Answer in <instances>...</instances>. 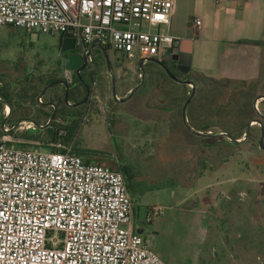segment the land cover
<instances>
[{
  "label": "rangeland",
  "instance_id": "374dc122",
  "mask_svg": "<svg viewBox=\"0 0 264 264\" xmlns=\"http://www.w3.org/2000/svg\"><path fill=\"white\" fill-rule=\"evenodd\" d=\"M182 8L171 26L162 27L161 32L178 37V31L186 30ZM226 49L207 47L204 56L201 52L202 61L188 74H178L186 82L193 79L200 84L192 101L202 113L199 121L184 123L182 115L171 120L165 112L155 111L152 105L160 102L147 96L159 66L148 63L141 68L139 59L129 60L112 50L107 51L108 60L102 50H94L95 63L86 68L85 77L80 80L76 75L83 87L91 89L90 98L82 95L80 102L67 103L85 109L75 132L79 147L109 160L106 166L111 169L117 162L133 168L136 225L166 264H193L196 230H213L212 235L219 236L216 244L225 245L220 250L215 246L217 252L213 249L212 258L204 264H264V150L259 146L261 128L255 120L264 116V98L255 102V97L264 96V60L257 80L248 83L251 74H243L242 62L232 55L238 47L232 53ZM74 52L81 51L62 52L60 35L0 27V92L8 93V98L0 95V132L8 131L10 145L17 144L16 138L28 131L29 122L35 123L37 110L48 111L49 121L56 117L55 109L37 99L44 87L48 88L42 102L64 92L65 86L59 82L72 85L74 74L65 71V57ZM139 73L145 75L144 80ZM240 76L242 81H238ZM49 79L58 83L49 87ZM129 87L136 90L132 99L124 103L116 100L115 96H122ZM174 89L180 93V87ZM7 106L13 111L8 117L4 114ZM121 119L139 133L120 139L113 125ZM250 120L253 123L245 141ZM23 122L27 123L21 125ZM47 123L42 119L44 128L35 132L41 139L48 137ZM186 124L204 136L191 132ZM46 147L47 141L42 140L33 149L46 151ZM152 208L163 209V214L147 223ZM190 237L192 243L187 241Z\"/></svg>",
  "mask_w": 264,
  "mask_h": 264
},
{
  "label": "built area",
  "instance_id": "2783aa9c",
  "mask_svg": "<svg viewBox=\"0 0 264 264\" xmlns=\"http://www.w3.org/2000/svg\"><path fill=\"white\" fill-rule=\"evenodd\" d=\"M176 3L0 0V27L71 38L88 64L93 51L103 49L145 65L178 39L160 31L170 26ZM189 24L197 32L202 22L194 18ZM29 123L26 129H35ZM5 133L0 136V264H166L138 232L121 172L87 165L69 149L12 147ZM161 214L163 209L152 208L146 222Z\"/></svg>",
  "mask_w": 264,
  "mask_h": 264
},
{
  "label": "crops",
  "instance_id": "0c3cea01",
  "mask_svg": "<svg viewBox=\"0 0 264 264\" xmlns=\"http://www.w3.org/2000/svg\"><path fill=\"white\" fill-rule=\"evenodd\" d=\"M179 8H182L186 12V30L178 31L179 34H181L178 37L170 35L178 39L190 38L193 40L190 71L199 61H202L205 54L204 50L207 47L213 46L217 48L225 46L227 47L226 50L228 53H232L231 50H237L236 47H238V50L232 55L236 62H242V68L245 70V72L242 73L249 74V76L251 74V77H249L247 82L252 83L257 80L256 76L258 75L264 60V0H228L221 5H218L216 0H177L172 19ZM194 18H199L202 22L201 28L197 32H194L189 24ZM60 39L62 46L64 37L60 36ZM168 51L169 50H166L165 52ZM201 52L203 56H201ZM94 63L95 61L93 59V62L90 64ZM90 64L87 65L89 66ZM65 71L67 70L65 69ZM154 72V78L151 79L150 95L148 94L147 97L151 101L156 100L160 103L156 102L155 105H152V108L155 111L158 110L160 114H164L163 112H165L164 115H169L171 120H173L172 118H180V115H182L181 117L183 119L187 116L186 119H184V123H189L191 120L199 121V117L202 113L197 109L199 105L192 104V101L196 96L200 84L193 79L187 81L190 82L187 83L186 78L179 76L175 77L173 75L174 78L167 77L161 70L155 69ZM104 74L105 72L101 73V76L103 77ZM138 77L143 78V80L145 79V75L142 76L140 73L138 74ZM238 81H242L241 76L238 77ZM177 86L180 87V93L175 92L174 88H178ZM190 86L192 87L190 88ZM80 89L82 90V88ZM193 90L195 91L193 98L187 105L184 115V101L192 94ZM91 93L90 90L89 94L91 95ZM135 93L136 90H133V87H129L122 96H117L116 98L120 101L130 98L128 100L130 101ZM49 106L50 108H53L52 105ZM172 113H176V117H173ZM9 114H11V110ZM124 123L125 121L121 119L113 125V129L118 133L120 139H130L134 133H139V131H136L133 126L124 125ZM138 231L144 236V230ZM196 231L198 233V238L196 241V256L192 259L193 264H204L207 262L206 259L212 258L211 254L217 245H219V250L221 247L225 249L224 243L216 244L219 236H216L217 234L212 235L213 230ZM209 234L211 235L209 236ZM187 241L188 243H192V237ZM226 242H228V240ZM226 242L225 244H228ZM197 254L199 255L197 256ZM213 257L214 259L216 258V261L219 259V257H216V253Z\"/></svg>",
  "mask_w": 264,
  "mask_h": 264
},
{
  "label": "trees",
  "instance_id": "16d2710c",
  "mask_svg": "<svg viewBox=\"0 0 264 264\" xmlns=\"http://www.w3.org/2000/svg\"><path fill=\"white\" fill-rule=\"evenodd\" d=\"M73 79L74 81L71 82L72 85L70 86L72 89L71 90L69 89L68 100L69 102L78 103L81 101L80 96L82 95H84V97L86 96V88L82 86V84L79 82V80L76 79L75 76L73 77ZM55 81L56 79H49L47 85H50ZM45 88L46 87H44L42 91ZM80 88H82V90ZM51 89L52 88H50L49 91H51ZM63 91H64L63 93L56 92L55 95H53L52 97L50 96V99L47 97L45 102L41 103V105H45V103L47 102L48 105H52L53 106L52 109H55L57 113L54 120L49 124L48 137L41 139V137L35 133L36 131L28 130L26 133L20 134L16 138V140H19L17 144H11V146L19 149H33L34 147H38L40 141L45 140L47 141V147L45 148L46 151L66 152L67 149H69L74 155L81 157L84 163L87 165L95 164V165L108 167L106 166V164L109 162V160H107L106 158H99L97 154H95L94 152L90 150L82 149L77 145L75 132L78 129V123L80 122V118L83 117L85 113V109L72 108L73 106L68 105L67 102H65L64 100V96H65L64 94L66 92L65 87ZM7 94L8 93L0 92V95H2L4 98H8ZM33 97H34L33 99L35 100V98L38 97V94L34 95ZM41 98L43 99V96ZM86 109L88 108L86 107ZM37 111H38V117L34 118L35 123L37 125L40 126L42 119L49 122L50 113L48 111H43V110H37ZM253 111L255 112V114H257V111L255 110L254 107H253ZM12 113L13 111L11 110L10 115H12ZM57 119L61 120V122L56 121ZM63 123H65L66 125ZM243 133L244 132H241L240 134L243 135ZM1 134L3 133L0 132V135ZM240 138L241 137H237V139ZM246 140L247 139H245V141ZM117 163H118L117 166L112 169L121 172L125 176L124 179L127 183L129 193L134 201L135 195L131 184V180L134 177L133 168L127 163H119V162ZM134 212H135V207H134ZM135 220H136V213H135ZM138 230H142V229L138 228Z\"/></svg>",
  "mask_w": 264,
  "mask_h": 264
},
{
  "label": "water",
  "instance_id": "95a60500",
  "mask_svg": "<svg viewBox=\"0 0 264 264\" xmlns=\"http://www.w3.org/2000/svg\"><path fill=\"white\" fill-rule=\"evenodd\" d=\"M174 46H175V49L178 53V60H177V68L178 70L182 73V74H187L190 69H191V61H192V53H193V40L190 39V38H181V39H176L174 41ZM75 49V41L71 38H66L64 37L63 41H62V46H61V50L62 52H71ZM103 53L105 54L106 56V59L108 60V56H107V51L106 50H103ZM152 61H155L157 63H159L161 66H163L160 62L156 61V60H152ZM87 58L78 54V53H75V54H72L71 56H69L66 61H65V69L67 71H70V72H74L76 73L77 77L80 78L81 80V71L84 70L86 67H87ZM139 66L142 68L143 67V61H139ZM110 70V68H109ZM166 70L165 72H167V75L171 78H174V76L171 74V72L168 71V69H164ZM111 71V70H110ZM58 82H55L54 84H51L49 87L57 84ZM61 84H63L65 86V89H66V96H65V101L69 104V100H68V94H69V89H70V85H69V82L68 81H61L59 82ZM187 83H190V82H187ZM48 88V87H47ZM47 88H45L43 90V92L41 93V96L42 97L44 95V93L46 92ZM87 92H88V95H87V98L90 96L89 95V87L86 85L85 86ZM194 90L192 91V94L189 96V99L186 103V105L184 106V115H185V110H186V107L187 105L189 104V102L191 101V99L193 98V95H194ZM116 98V96H115ZM261 98H264V96H259L257 99H256V102L261 99ZM130 98H126V99H123L122 102H127ZM117 100V98H116ZM264 118V117H263ZM54 119V116L50 119V121L47 123V125H49L51 123V121ZM185 119V118H184ZM260 126L262 127V135H261V139L259 141V146L262 150H264V127H263V124L261 121L259 120H256ZM34 125L37 127L35 129H32L34 131H38L39 129L41 128H44L42 126H39L37 125L36 123H34ZM187 128L195 133L196 135H199V136H204V134L200 133V132H194L187 124H186ZM250 132V125L248 126V130L247 132L245 133V139L248 137V134ZM207 135H212V134H207ZM221 135H227L226 133H223ZM228 136V135H227ZM228 138L233 141L234 143H241V141L239 140H236V139H233L232 137L228 136Z\"/></svg>",
  "mask_w": 264,
  "mask_h": 264
},
{
  "label": "flooded vegetation",
  "instance_id": "af4514ba",
  "mask_svg": "<svg viewBox=\"0 0 264 264\" xmlns=\"http://www.w3.org/2000/svg\"><path fill=\"white\" fill-rule=\"evenodd\" d=\"M72 54H75V52L74 53H69V54H67L66 55V57L65 58H67V57H69V55H72ZM152 60H156V61H158V62H160L163 66H161L159 63H157V62H155V61H152ZM177 60H178V53H177V51H176V49H175V46H174V44H173V46H172V48L168 51V52H162L161 54H159L158 56H156L155 58H152L148 63H155V64H157L158 66H159V68L158 69H156V70H161L167 77H169L168 75H167V72H165L166 70H164L165 68L166 69H168V71L169 72H171V74L172 75H174L175 77H177L178 76V74H182L179 70H178V68H177ZM89 66L87 65V67L86 68H88ZM84 69V70H82L81 71V76H83V78L85 77V73L87 72V69ZM74 74V76L76 77V73H73ZM85 87V86H84ZM72 88L70 87V90H71ZM89 92H90V88H89ZM87 95H88V92H87V90H86V96H85V98H87ZM91 96V95H90ZM90 96H89V98H90ZM88 98V99H89ZM262 117V119H263V117L264 116H261ZM262 119H260V116H259V120H261V121H263ZM252 120H254V119H252ZM255 120H258V118L257 119H255ZM251 123H253V121H249L248 122V125H250L251 126ZM260 128H261V135H262V127L260 126ZM246 133V132H245ZM249 134H250V132H249ZM249 134H248V137H249ZM247 137V138H248ZM246 138V139H247ZM123 177H125L124 175H123Z\"/></svg>",
  "mask_w": 264,
  "mask_h": 264
},
{
  "label": "bare ground",
  "instance_id": "6f19581e",
  "mask_svg": "<svg viewBox=\"0 0 264 264\" xmlns=\"http://www.w3.org/2000/svg\"><path fill=\"white\" fill-rule=\"evenodd\" d=\"M10 110H11V109H10V108H8V112H10ZM29 124H31V123H29Z\"/></svg>",
  "mask_w": 264,
  "mask_h": 264
}]
</instances>
